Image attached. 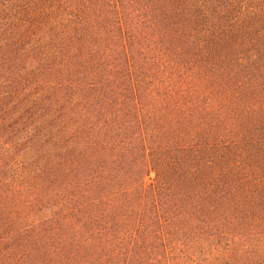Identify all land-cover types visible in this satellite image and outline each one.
I'll use <instances>...</instances> for the list:
<instances>
[{
	"label": "trees",
	"instance_id": "1",
	"mask_svg": "<svg viewBox=\"0 0 264 264\" xmlns=\"http://www.w3.org/2000/svg\"><path fill=\"white\" fill-rule=\"evenodd\" d=\"M0 264H264V0H0Z\"/></svg>",
	"mask_w": 264,
	"mask_h": 264
}]
</instances>
